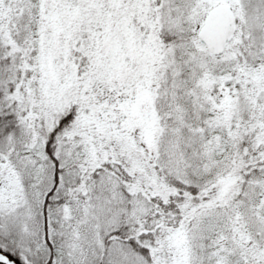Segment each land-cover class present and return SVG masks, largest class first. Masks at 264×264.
<instances>
[{"label": "snow or ice", "instance_id": "6c2138e0", "mask_svg": "<svg viewBox=\"0 0 264 264\" xmlns=\"http://www.w3.org/2000/svg\"><path fill=\"white\" fill-rule=\"evenodd\" d=\"M0 264H264V0H0Z\"/></svg>", "mask_w": 264, "mask_h": 264}]
</instances>
